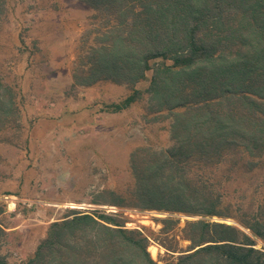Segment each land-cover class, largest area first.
Here are the masks:
<instances>
[{
    "label": "rangeland",
    "instance_id": "374dc122",
    "mask_svg": "<svg viewBox=\"0 0 264 264\" xmlns=\"http://www.w3.org/2000/svg\"><path fill=\"white\" fill-rule=\"evenodd\" d=\"M107 2L97 10L81 0H0V254L8 264H28L51 225L73 214L109 215L140 232L159 264L192 250L184 237L189 221L241 227L239 220H264V151L254 156L234 146L219 164L199 166L191 158L182 170L196 190L218 199L227 217L141 208L138 177L151 174L146 167L157 153L181 142L165 98L147 91L164 60H150L135 84L133 77L103 76L81 85L94 79L93 67L100 64L98 52L87 55L110 43V25L123 21L121 13L107 11ZM197 89L192 84L185 97L199 98ZM135 91V101L114 112L112 105ZM109 191L120 195L122 207L108 204L114 200ZM256 247L264 250L261 241ZM78 248L76 264H102L96 248ZM57 257L50 254L40 264H58Z\"/></svg>",
    "mask_w": 264,
    "mask_h": 264
},
{
    "label": "trees",
    "instance_id": "16d2710c",
    "mask_svg": "<svg viewBox=\"0 0 264 264\" xmlns=\"http://www.w3.org/2000/svg\"><path fill=\"white\" fill-rule=\"evenodd\" d=\"M81 1L97 10L108 1L112 9L107 11L121 13L123 18L110 25V43L87 55L98 52L100 64L93 67L94 79H82L81 85H91L103 76L133 77L131 84H135L150 68V60H164L156 65L147 91L165 98L177 129L174 136L181 143L157 153L158 158L146 167L151 174L138 177L142 188L136 196L141 208L227 217L218 210V199L196 190L182 170L191 158L199 166L219 164L233 146L254 156L264 151V0ZM127 61L136 64L127 66ZM213 83L216 89L210 93ZM192 84L198 86L199 98L185 97ZM135 92L112 105L114 112L129 107ZM162 92L167 96H161ZM2 105L0 98V111ZM109 193L114 200L108 204L122 207L120 195ZM72 216L51 225L28 264L49 262L48 256L56 253L58 264H76L82 245L88 252L96 248L102 264H159L147 250L148 237L124 228L114 217ZM170 222L163 220L166 225ZM237 222L241 227L203 219L187 222L184 237L192 250L166 264H264V250L256 247L258 241L264 244V220L253 217ZM101 235L107 238L101 240ZM0 264H8L1 254Z\"/></svg>",
    "mask_w": 264,
    "mask_h": 264
}]
</instances>
